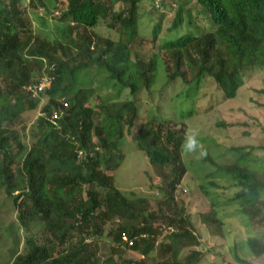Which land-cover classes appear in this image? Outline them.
<instances>
[{
    "label": "trees",
    "instance_id": "1",
    "mask_svg": "<svg viewBox=\"0 0 264 264\" xmlns=\"http://www.w3.org/2000/svg\"><path fill=\"white\" fill-rule=\"evenodd\" d=\"M146 1L147 10L140 0H66L51 15L68 19L60 29L62 39L48 41L33 31L29 16L44 24L42 0H0V189L11 200L23 234L9 264H114L113 256L126 248L141 257L120 258L125 264H195L202 258L194 248L200 242L192 214L174 194L186 172L180 155L184 123L149 118L133 134L158 174L155 195L122 192L108 171L122 159L118 139L134 123L139 95L153 84L159 61L167 82L178 78L198 89L209 78L223 98L235 96L245 75L264 70V0H195L209 26L161 42L159 24L148 36L138 26L143 15L163 16ZM168 6L174 10L171 28L181 23L185 10L192 17L184 2ZM95 25L111 35L96 34L90 30ZM187 64L195 66L191 76ZM84 68L92 72L86 83L75 77ZM94 73L103 74L116 97L127 90L115 111L87 104L103 88L94 83ZM42 74L51 77L49 86L32 99L24 86ZM258 91L264 95V85ZM105 93L104 101L111 99ZM36 111L40 114L34 116ZM230 149L237 153L232 160L215 163L207 154L203 160L231 175L236 191L224 201L246 215L253 231L245 245L258 257L264 253V233H258L264 229V141ZM211 174L206 185L214 187ZM206 185L200 192L210 208L195 215L209 235L221 237L224 222ZM167 226L171 231L162 232ZM122 234L133 240L130 246Z\"/></svg>",
    "mask_w": 264,
    "mask_h": 264
},
{
    "label": "rangeland",
    "instance_id": "2",
    "mask_svg": "<svg viewBox=\"0 0 264 264\" xmlns=\"http://www.w3.org/2000/svg\"><path fill=\"white\" fill-rule=\"evenodd\" d=\"M42 1L46 10V14L42 15L44 24H40L35 16L29 15L33 31L48 41L61 40L60 29L65 26L68 19L58 21L51 18V15H56L54 12H59L65 6L66 0ZM165 1L168 4L172 1L176 5L184 2L185 9L192 8V17H187L188 11L185 10L181 23L169 27L174 10L165 3L160 20L157 19L156 13H148L140 17L138 26L145 36L149 35L154 24L161 26L158 42L186 33L196 34L209 26V18H204L206 11L195 0ZM140 5H143L144 10L149 8L146 0H140ZM167 27H169L168 31L165 30ZM90 30L102 37L111 35L103 25H95ZM149 45L148 41L143 44L144 54L148 53ZM186 68L191 76L195 66L187 64ZM91 73L90 69H81L75 74L76 80L86 83L85 79L89 78ZM102 75L94 73L91 76L96 86L103 88L102 91L92 93L87 104L97 109L102 103L107 112H113L118 109L119 101L127 98V90L116 97L115 88L109 87ZM243 79L234 97L223 98L221 91L216 89L209 78H204L198 89L178 78L167 82L163 65L159 61L154 71L153 84L148 90H142L139 95L134 123L129 130L123 129V136L118 139L122 159L119 160L120 163L114 172L108 171L113 173L114 185L122 192L155 195L156 189L152 185L158 183V174L153 170L144 152L136 147L133 134L140 123L149 118L170 119L176 123V126L181 122L185 124V136L195 135L198 144L194 151L188 152L182 147L185 137L181 143V161L186 167V172L175 188L174 194L186 203L187 210L192 214L194 230L199 234L200 245L194 248L200 250L203 256L195 264H247L245 261L249 264H264V253L253 257L245 245L246 238L251 236L253 231L246 215L236 212L231 202L225 204L224 199L236 191L231 175L218 171L212 162L203 160V155L207 154L213 162L224 163L237 155L230 149L231 147L264 141V129L260 130V126L264 127V95L258 91L264 85V70L255 69ZM205 81L210 83L204 84ZM105 92L112 96L111 99L104 101ZM187 111L191 112L187 113ZM36 115L37 111L34 116ZM29 124L31 120L28 121L27 125ZM242 132H248L249 136L243 135ZM208 173H212L210 178H213L216 186L206 185L205 177ZM200 185H206L205 188L209 191L208 199L216 204L215 209L224 222V234L221 237L209 235L195 215L196 211H207L210 208V201L205 200L206 196L200 192ZM258 233H264V229L259 230ZM22 235V231L17 226L11 200L0 189V264H9L11 257L20 250ZM8 248H11L10 256ZM113 257L114 264H125L121 259L136 260L141 255L135 250L126 248L121 255L116 254Z\"/></svg>",
    "mask_w": 264,
    "mask_h": 264
},
{
    "label": "built area",
    "instance_id": "3",
    "mask_svg": "<svg viewBox=\"0 0 264 264\" xmlns=\"http://www.w3.org/2000/svg\"><path fill=\"white\" fill-rule=\"evenodd\" d=\"M154 1H156V0H154ZM50 79H51V77L48 76L47 74H42V75H40L37 83L24 86V89L30 94V96L32 98L37 97L39 92H41L43 88H46L47 86H49ZM38 114H40V112ZM56 117H57V115L53 113L51 116V119H50L52 121V123H54V119ZM166 231H171V228L169 226L165 227L163 229V232H166ZM141 236L143 237L144 235L142 234ZM120 238H121V240L126 241L128 246H130L132 244L133 240L128 239L124 234H122L120 236Z\"/></svg>",
    "mask_w": 264,
    "mask_h": 264
},
{
    "label": "clouds",
    "instance_id": "4",
    "mask_svg": "<svg viewBox=\"0 0 264 264\" xmlns=\"http://www.w3.org/2000/svg\"><path fill=\"white\" fill-rule=\"evenodd\" d=\"M161 1H163V0H156V1L152 0V4H151V6H152L154 9L163 12L165 8L162 6ZM172 5H173V4H172ZM172 5H171V6H172ZM54 13L57 15L59 12L55 11ZM24 90H25V89H24ZM25 91H26V90H25ZM26 93H27V95H28L30 98H32V97L30 96V94H29L27 91H26ZM35 98H36V97H34V98H32V99H35ZM38 113H39V112H37V114H38ZM54 123H55V121H54ZM54 123H53V124H54ZM197 144H198V141H197L195 135H186L182 147H183V149H184L185 151L191 152V151H194V150H195V148L197 147ZM175 190H176V189H175ZM14 193H15V192H14Z\"/></svg>",
    "mask_w": 264,
    "mask_h": 264
}]
</instances>
